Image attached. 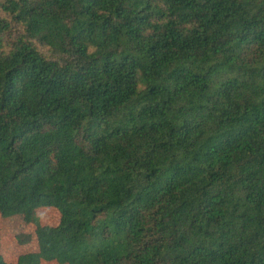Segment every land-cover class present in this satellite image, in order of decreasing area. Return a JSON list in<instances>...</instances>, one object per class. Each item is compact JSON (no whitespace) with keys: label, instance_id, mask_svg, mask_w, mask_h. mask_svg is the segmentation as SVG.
I'll return each instance as SVG.
<instances>
[{"label":"trees","instance_id":"trees-1","mask_svg":"<svg viewBox=\"0 0 264 264\" xmlns=\"http://www.w3.org/2000/svg\"><path fill=\"white\" fill-rule=\"evenodd\" d=\"M0 156L51 258L264 264V0H0Z\"/></svg>","mask_w":264,"mask_h":264},{"label":"crops","instance_id":"crops-1","mask_svg":"<svg viewBox=\"0 0 264 264\" xmlns=\"http://www.w3.org/2000/svg\"><path fill=\"white\" fill-rule=\"evenodd\" d=\"M9 211L10 206L0 201L1 246L8 255L7 258L14 261L24 252L36 251L43 257V260L51 261V264H57L52 260H57L62 264H79L77 260L80 258V252L76 246L57 251L56 256L51 258L53 246L57 243L56 236L46 231H38L36 224L32 221L23 219L26 223L23 224L21 217V219L13 217L14 215L10 214ZM28 214L30 217L39 218L41 224H51L60 218L59 210L50 206L33 209Z\"/></svg>","mask_w":264,"mask_h":264},{"label":"rangeland","instance_id":"rangeland-1","mask_svg":"<svg viewBox=\"0 0 264 264\" xmlns=\"http://www.w3.org/2000/svg\"><path fill=\"white\" fill-rule=\"evenodd\" d=\"M28 139L31 141V142H36V141H38V140H40V135H30L29 137H28ZM2 157L0 156V163L2 162ZM86 160H89L88 159V157H83V161H86ZM75 166V161H73V160H71V159H67V160H64V161H62L60 164H59V166H58V168L55 170V173H58V172H60V171H62L63 169H65V168H68V167H74ZM85 180H88L87 178L85 179ZM89 181V180H88ZM92 182L91 183H89V182H87L88 184H92V183H94L95 181L94 180H91ZM58 210V209H57ZM13 217H17V218H20L18 215H14ZM21 219V218H20ZM22 220V222H23V224H26L24 221H23V219H21ZM52 224V223H51ZM117 236V239H120L122 236L121 235H116ZM100 240H99V238H95V239H93V242L94 243H96V242H99ZM11 244L13 245V242H11ZM8 245H9V243H8ZM13 247H15V246H13ZM105 247L106 246H104L103 248H102V250L103 249H105ZM1 252L5 255V257H6V259L7 260H13V259H9V258H7L8 257V255L6 254V252H4V250H3V247L1 246ZM10 256V255H9ZM52 262H57V264H62V263H60L59 261H57V260H52ZM41 264H51V261L49 262L48 260H43V257L41 256ZM56 264V263H55Z\"/></svg>","mask_w":264,"mask_h":264}]
</instances>
